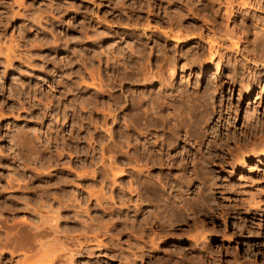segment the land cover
Listing matches in <instances>:
<instances>
[{"label":"rangeland","instance_id":"374dc122","mask_svg":"<svg viewBox=\"0 0 264 264\" xmlns=\"http://www.w3.org/2000/svg\"><path fill=\"white\" fill-rule=\"evenodd\" d=\"M227 1L0 0V264H264L262 28Z\"/></svg>","mask_w":264,"mask_h":264},{"label":"bare ground","instance_id":"6f19581e","mask_svg":"<svg viewBox=\"0 0 264 264\" xmlns=\"http://www.w3.org/2000/svg\"><path fill=\"white\" fill-rule=\"evenodd\" d=\"M239 6V8H243V7H253V10H251L252 12H253V14L251 15V13H249V15L247 16L246 15V13H244L245 15L244 16H242L243 18H242V22H243V24L241 25L242 27L241 28H245V29H247V30H253V29H255V31H256V29H258V28H262V30H261V34L259 35V33H257L256 32V35H255V38L254 39H252V40H254L252 43H250V46L252 47V53L248 50V48H250V47H244V49H241L240 50V52H239V56L241 57V63L239 64V66H240V68H241V70H242V73H241V76L243 77L245 74H246V71H247V68L250 66H253V67H255V68H259V70L260 71H262V73H263V71H264V17H261V15H258V14H260V11H264V0H232V1H227V3H226V15H225V18L222 20V22L223 23H221V24H219L218 26H219V28H218V31H224L223 29H225V31H224V33L225 34H223V35H229L228 33H229V30H228V28H229V25H231V23H236L237 22V18H238V15L240 14H234L235 12H234V10H235V8L236 7H238ZM238 10V9H237ZM240 10V9H239ZM237 12V11H236ZM240 12V11H239ZM217 14H219V11L218 12H216ZM238 13V12H237ZM243 13V12H242ZM242 15V14H241ZM223 16V15H222ZM248 22L250 23V25H246V23L248 24ZM225 23H226V25H225ZM215 24V23H214ZM212 26V25H211ZM217 26V25H216ZM214 28H217V27H214ZM240 28V27H239ZM205 29H207V28H205ZM204 29V30H205ZM198 30V29H197ZM199 30H200V28H199ZM201 30H203V28H201ZM209 30H211V29H209ZM209 30H208V33H209ZM215 30H217V29H215ZM243 30V29H242ZM214 31V30H213ZM212 31V32H213ZM200 32L201 31H199V34H200ZM211 32V31H210ZM246 32V31H245ZM254 32V31H253ZM214 33V32H213ZM218 33V32H217ZM230 33H231V30H230ZM233 33V32H232ZM231 33V34H232ZM249 33H251V32H249ZM212 34V33H211ZM231 34L229 35V37L231 36ZM202 35V34H201ZM223 35H222V37H223ZM248 35V34H247ZM214 36H216V34L214 35ZM225 36V37H226ZM233 36H234V34H233ZM233 36H231V38L233 37ZM219 37H221V36H219ZM222 37H221V39H222ZM192 38H195V36L194 37H192ZM197 38H198V35H197ZM200 38V37H199ZM202 38V37H201ZM224 39H226L227 40V38H224ZM173 40H175V41H177V42H182V39H180L179 37H175V38H173ZM230 40L231 39H229L228 41H229V43H230ZM225 41V40H224ZM207 42H209L210 44H211V46H209V47H211V52L209 53V50H208V53L210 54V60L211 61H213V59H215V57H218V56H220V50H216L215 51V46H216V41L214 42H212V41H207ZM226 42V41H225ZM232 42V47H234V48H236V49H238L239 50V41L238 42H234L233 40L231 41ZM249 42V41H248ZM228 43V44H229ZM218 44V43H217ZM231 44V43H230ZM221 46V45H220ZM249 46V45H248ZM219 48V47H218ZM222 48V47H221ZM210 49V48H209ZM207 52V51H206ZM253 54V55H256L257 57H258V59L260 60V61H255V62H251L250 61V59H249V54ZM222 54V53H221ZM223 56V55H222ZM255 57V56H254ZM254 68V69H255ZM240 70V69H239ZM260 74V73H259ZM257 75V74H256ZM261 77H264V76H262V75H260ZM247 77V76H246ZM238 78V77H237ZM240 78V77H239ZM250 78V77H249ZM258 78V77H257ZM257 78H256V80H257ZM242 79V78H241ZM243 79H245V78H243ZM260 78H258V80H259ZM236 80V79H235ZM249 81V80H248ZM250 81H252V80H250ZM231 82V81H230ZM253 82H255V80L253 81ZM260 82V81H259ZM232 83H234L233 81H232ZM246 83V82H245ZM230 84V83H229ZM242 84H243V81H242ZM252 84V83H251ZM255 84V83H254ZM233 85V84H232ZM259 85V84H258ZM257 85V86H258ZM234 86V85H233ZM243 86V85H242ZM247 87V86H246ZM251 87V86H250ZM243 88V87H242ZM242 90H244V89H242ZM240 92H241V90H240ZM207 105V104H206ZM207 107V106H206ZM260 107V106H259ZM252 120V119H251ZM252 127V126H251ZM253 129V128H252ZM258 129V128H257ZM82 176V175H81ZM92 197H93V195H92ZM60 202V201H59ZM44 202H42L41 204H43ZM61 204V203H60ZM43 206V205H42ZM41 207V206H40ZM62 208H63V206H61ZM45 208V207H44ZM42 209H43V207H42ZM36 210H38V209H36ZM36 210H35V212H36ZM44 210V209H43ZM42 212V211H41ZM37 213V212H36ZM40 213V212H39ZM42 213H44V212H42ZM49 214V213H48ZM40 215V214H39ZM45 216H47V215H45ZM49 217V216H48ZM48 217H44V216H42L41 215V218H40V223H39V225L38 226H36V228H37V232H35V233H33L32 235L31 234H29V235H25V238L22 240V243H20V245L21 246H23L24 244H27V246L28 245H31L32 247L36 244V243H38L39 244V242L41 241V237L40 236H42V235H45V236H47L46 235V232H48V230H50V223H49V218ZM25 225V224H24ZM29 224H27V226H28ZM25 227V226H24ZM28 228V227H27ZM25 229V228H24ZM52 229V228H51ZM25 231V230H24ZM27 231V230H26ZM31 231V230H30ZM32 232V231H31ZM27 233V232H26ZM28 233H30V232H28ZM43 239H45V237L43 238ZM42 242V241H41ZM40 242V243H41ZM59 242V241H58ZM23 244V245H22ZM41 244H43L44 245V242L43 243H41ZM40 244V245H41ZM82 243L81 244H79V247L81 248L82 247ZM25 246V245H24ZM37 248V250L39 249L38 247H40L39 245L38 246H36ZM43 247V246H42ZM40 248L39 250H42L43 248ZM46 247V246H45ZM44 247V248H45ZM60 247V246H59ZM59 247H58V249H59ZM79 248V249H80ZM30 249V248H29ZM34 249V248H33ZM47 248H45L44 249V251L43 252H45V250H46ZM63 249V248H62ZM36 250V252H38V254L37 255H40L41 254V251H40V254H39V251H37ZM81 250V249H80ZM58 251V250H57ZM63 251V250H62ZM48 252H50V251H46L45 252V254H47ZM56 254H57V252H56ZM60 254V253H59ZM33 255H35V253L33 254ZM43 255V254H42ZM42 255H40V256H42ZM32 256V255H31ZM30 255L28 256V257H31ZM44 256V255H43ZM42 256V258H40L39 257V259L37 258V260H36V258H33V256H32V258H27V256L25 257V260L24 261H22V263L21 264H46V262H47V260H46V257L44 256L43 257ZM47 256V255H46ZM56 256V255H55ZM54 256V258H57V257H55ZM36 257H38V256H36ZM47 257H49V256H47ZM45 260H46V262H45ZM51 264L52 263V261L50 260V262H48V264ZM18 264H20V262L18 263Z\"/></svg>","mask_w":264,"mask_h":264}]
</instances>
